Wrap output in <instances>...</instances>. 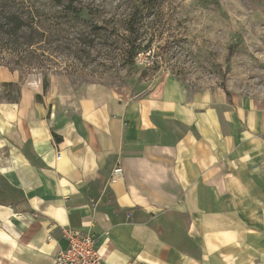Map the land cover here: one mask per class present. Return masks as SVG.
Here are the masks:
<instances>
[{
	"label": "crops",
	"instance_id": "1",
	"mask_svg": "<svg viewBox=\"0 0 264 264\" xmlns=\"http://www.w3.org/2000/svg\"><path fill=\"white\" fill-rule=\"evenodd\" d=\"M64 228L100 264H264V98L21 85L0 101V264H56Z\"/></svg>",
	"mask_w": 264,
	"mask_h": 264
},
{
	"label": "rangeland",
	"instance_id": "2",
	"mask_svg": "<svg viewBox=\"0 0 264 264\" xmlns=\"http://www.w3.org/2000/svg\"><path fill=\"white\" fill-rule=\"evenodd\" d=\"M41 6L59 14L50 2ZM73 7L79 15L62 20L64 39L53 38L47 56L36 46L32 66H17L10 56V65L0 66V101L45 79L78 94L93 83L166 76L190 95L264 98V0H75Z\"/></svg>",
	"mask_w": 264,
	"mask_h": 264
},
{
	"label": "trees",
	"instance_id": "3",
	"mask_svg": "<svg viewBox=\"0 0 264 264\" xmlns=\"http://www.w3.org/2000/svg\"><path fill=\"white\" fill-rule=\"evenodd\" d=\"M47 2L58 8V15L42 8L41 5L45 6ZM74 2L75 0H0V50L6 53L0 58V66L10 65V61H7L9 56L17 66H32L35 62L31 50L36 46L47 56L45 53L50 50L53 38L58 41L64 39L62 20L69 14L79 15V10L73 7ZM130 21L126 24L128 32L133 29ZM15 84L17 82H5L3 85ZM48 87L49 81L45 79L43 90L46 92Z\"/></svg>",
	"mask_w": 264,
	"mask_h": 264
},
{
	"label": "built area",
	"instance_id": "4",
	"mask_svg": "<svg viewBox=\"0 0 264 264\" xmlns=\"http://www.w3.org/2000/svg\"><path fill=\"white\" fill-rule=\"evenodd\" d=\"M123 168L117 165L114 169V177L122 175ZM64 236L67 239V247L59 251L55 256L56 264H100L102 254L96 244L94 236L88 233L77 232L64 228Z\"/></svg>",
	"mask_w": 264,
	"mask_h": 264
}]
</instances>
